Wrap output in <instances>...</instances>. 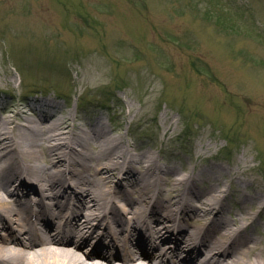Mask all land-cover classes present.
Returning <instances> with one entry per match:
<instances>
[{"label": "rangeland", "instance_id": "1", "mask_svg": "<svg viewBox=\"0 0 264 264\" xmlns=\"http://www.w3.org/2000/svg\"><path fill=\"white\" fill-rule=\"evenodd\" d=\"M44 98L166 168L208 146L210 182L235 169L264 199V0H0V106Z\"/></svg>", "mask_w": 264, "mask_h": 264}, {"label": "bare ground", "instance_id": "2", "mask_svg": "<svg viewBox=\"0 0 264 264\" xmlns=\"http://www.w3.org/2000/svg\"><path fill=\"white\" fill-rule=\"evenodd\" d=\"M51 102L0 106V264H110L103 252L117 250L119 264H264L252 230L264 199L240 190L235 169L210 182L208 146L189 151V169L166 168L128 129L81 125ZM156 128L174 131L170 118ZM231 193L241 214L226 210Z\"/></svg>", "mask_w": 264, "mask_h": 264}]
</instances>
